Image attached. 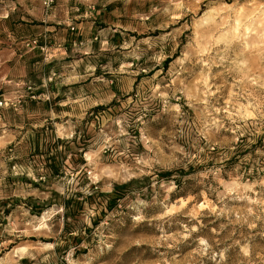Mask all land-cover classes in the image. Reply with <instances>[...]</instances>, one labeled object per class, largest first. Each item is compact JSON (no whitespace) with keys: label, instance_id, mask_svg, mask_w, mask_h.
<instances>
[{"label":"rangeland","instance_id":"374dc122","mask_svg":"<svg viewBox=\"0 0 264 264\" xmlns=\"http://www.w3.org/2000/svg\"><path fill=\"white\" fill-rule=\"evenodd\" d=\"M40 1L69 26L0 58V264H264V0Z\"/></svg>","mask_w":264,"mask_h":264},{"label":"crops","instance_id":"0c3cea01","mask_svg":"<svg viewBox=\"0 0 264 264\" xmlns=\"http://www.w3.org/2000/svg\"><path fill=\"white\" fill-rule=\"evenodd\" d=\"M17 5L16 12L13 9H9L0 15V19L6 21V26L13 36L11 38L13 49L4 50L0 57L4 59V62L9 63L15 61V58H21L20 55H17L20 52V48L24 44L26 46L35 33L43 35L52 33L57 29L59 33L62 25L69 26L67 18L62 17L65 9L59 5L50 12V15H47L46 11H44L40 0H21L17 2ZM15 18L18 20H15Z\"/></svg>","mask_w":264,"mask_h":264},{"label":"trees","instance_id":"16d2710c","mask_svg":"<svg viewBox=\"0 0 264 264\" xmlns=\"http://www.w3.org/2000/svg\"><path fill=\"white\" fill-rule=\"evenodd\" d=\"M76 141H77V138L76 137H74L73 138V142L74 143H76ZM57 144H64V145H67L68 143L67 142H65V141H61V140H57V142H56ZM85 151V149H82V152H84ZM82 153H80V154H78L80 157H82V155H81ZM56 156H58V157H60V154H52V155H46L45 156V167H46V169L48 170V172L50 173V175H48L47 177H56V176H58V175H60V172H59V166H58V164H57V157ZM80 162L81 163H83V161L80 159ZM175 172V171H174ZM180 173H182V172H180ZM174 174H173V172L171 171V172H165L164 174H163V177L164 178H171L172 176H173ZM181 176H184V174H179V178H177V179H175L174 180V182L176 183V186H180L181 185V181H180V177ZM41 183V182H40ZM135 183V180H132V181H130L129 183H127L126 185H124L122 188L123 189H126V188H128L130 185H132V184H134ZM118 191H119V187H114V190H113V192H114V194H117L118 193ZM123 195H121V197H122ZM43 208V207H42Z\"/></svg>","mask_w":264,"mask_h":264},{"label":"built area","instance_id":"2783aa9c","mask_svg":"<svg viewBox=\"0 0 264 264\" xmlns=\"http://www.w3.org/2000/svg\"><path fill=\"white\" fill-rule=\"evenodd\" d=\"M52 4H53V1L52 0H45L44 1V7H45V9L46 10H49Z\"/></svg>","mask_w":264,"mask_h":264}]
</instances>
